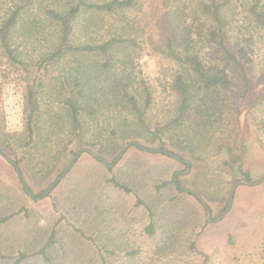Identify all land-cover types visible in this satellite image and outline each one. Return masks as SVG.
I'll use <instances>...</instances> for the list:
<instances>
[{
	"label": "rangeland",
	"instance_id": "1",
	"mask_svg": "<svg viewBox=\"0 0 264 264\" xmlns=\"http://www.w3.org/2000/svg\"><path fill=\"white\" fill-rule=\"evenodd\" d=\"M17 1L0 0V20ZM249 2H234L228 29L233 50L244 49L242 60L250 67L255 83L254 91L243 103L244 121L250 132L243 168L249 174L248 180H256L264 174V29L248 17L245 6ZM51 6L63 10L64 0H32L12 32V46L27 62L38 58L55 37V25L43 12L44 7ZM188 6L190 2H180L171 9L164 8L162 0H137L120 18L117 14L80 13L72 37L75 44L100 43L117 36L134 37L138 47H117L108 67L97 54L67 57L54 66L43 79L39 93L42 140L35 148L18 146L23 129L24 82L20 70L14 69L0 50V148L8 156L9 149L2 147L14 148L19 157L25 155L22 162L28 159L30 170L25 165L23 169L33 191L46 189L75 155L68 161L66 152L59 153L54 163L52 153L61 149L67 138L64 135L69 119L61 103L70 90L82 91L78 103L86 108L81 147L112 162L130 141L158 148L156 141H150V133L136 121L123 91L142 105L144 86H148L153 101L147 121L150 125L162 124L174 114L176 98L170 84L175 72L180 71L188 83V116L164 133L163 149L174 150L185 160L194 157L188 160L190 168L186 170L185 163L167 155L130 146L108 168L83 152L49 194L38 200L24 192L12 166L0 156V218L20 207L28 212L0 223V264H14L19 252L32 254L39 250L59 216L64 219L56 226L55 243L47 251L50 261L32 254L20 264H201L189 250L193 240L207 254V264H264V182L238 185L229 210L218 221H207L197 198L179 191L174 183L155 189L162 181L171 180L175 171H183V187L197 191L210 207V217L216 218L226 207L220 210L221 206L227 205L233 182L245 178L225 163L227 153L222 148V133L228 128L233 110L232 95L206 92L186 68L153 53L149 47V37L161 44L166 28L172 25L178 35L177 52H198L207 66L229 70L220 52L196 35L195 27L202 19H194ZM74 60H79L78 65ZM53 117L58 119L61 131L51 150L49 143L43 142V125ZM111 176L148 203L155 225L153 236L142 233L147 211L135 205L133 194L108 184Z\"/></svg>",
	"mask_w": 264,
	"mask_h": 264
},
{
	"label": "trees",
	"instance_id": "2",
	"mask_svg": "<svg viewBox=\"0 0 264 264\" xmlns=\"http://www.w3.org/2000/svg\"><path fill=\"white\" fill-rule=\"evenodd\" d=\"M235 1L236 0H162L163 7L171 9L180 2H190L191 7H188L191 10L193 18L198 20L200 17L202 19V21L195 27L196 35L202 36L206 44L212 45L216 51L220 52L225 64L229 68L226 72L207 66L198 52H193L191 54H180L177 52L176 45L178 35L175 27L172 25L166 28V35L161 44L153 40L152 37H149V47L153 53L159 54L162 57L172 60L186 68V70H188L187 73L193 76L206 92L216 90L224 93H230L232 95L233 100L231 103L233 105V110L229 115L228 128H226V130L222 133V148H224L227 153V160L225 163L235 172L237 176H243L248 179L249 174L244 170L243 165L248 152L247 143L250 132L244 121L246 108L243 106V103L246 96L254 91L255 83L250 77V67L247 62L242 60L244 57V49L239 47L238 49L233 50L229 37L228 23L230 15L233 14L232 10L233 7H235ZM31 3L32 0H18L13 4V6L4 11L0 20V50L6 61L14 69L20 70L24 82L22 97L23 129L21 132L22 139L18 144V146L24 148H35L38 145V142L42 140V126H40L39 121L42 104L39 99V93L43 84V79L48 76L54 66H57L67 57L81 58L84 55L97 54L104 58L103 65L108 67L112 62L116 50L118 49L117 47L122 45L125 47L124 45L126 44L138 47L134 37L122 38L112 36L100 43L82 44H75L72 40L76 20L80 13L89 11L105 15L117 14V17L120 18L123 17L121 13H124L125 10L133 7L137 3V0H106L102 2H90L88 0H64L63 10H57L52 6L43 8L44 14L49 17L55 25V37L51 41L50 46L48 45V48L43 50L38 58L34 59L32 62H27L16 51V48L12 46L11 35L22 14L27 10V8H29ZM176 9L177 8H174L172 11L175 12ZM245 11L252 22H254L259 28L264 29V0H250V2L245 6ZM74 61L76 62L79 60ZM76 65H78L77 62ZM79 69L80 67L77 66V71H79ZM228 71H230V74H227ZM80 73H83L82 68ZM74 79H76L75 82L77 85L81 84L77 77H74ZM170 88L176 98L174 114L170 120L162 124L155 123L154 125H150L148 123L146 116L153 101L152 92L149 90V87L144 86L145 96L142 105H140L136 98L132 94H129L127 90L123 91V97L125 98L131 112L134 114L136 121L150 133V141H156L158 143V148H164L165 145L162 140V136L166 131L179 126L184 121V119L188 116V109L190 106L188 83L180 71L177 70L175 72ZM81 93V90H78L77 92H72L70 90V92H68L62 99L61 105L67 111L69 124L64 135L67 137V140L64 137L65 140L61 146L62 148L60 147L61 149H57L53 152L51 151L55 154L53 155L54 163L55 161H58V157H56L57 154L66 152L69 161L76 153V149L84 145V126L82 115L86 108L84 109L78 103ZM261 96H264V92ZM53 119L54 120L51 119L48 121V123L46 122V125H43L45 128L44 130L46 131V137L43 138V142H45V145L49 143L51 150L52 145L58 141L59 132L61 131L58 119H55L54 117ZM261 123L264 125V122ZM2 148H4V150L9 149V156H11V158L18 164L23 178L30 190L34 195H40L45 188L39 192H35L26 179L23 165H25L27 170H30V164L28 159L24 161V163L22 162L25 160V155L20 154L19 157L18 152H16L14 148H8L7 146ZM170 151L182 158L180 153L174 150ZM98 153L101 154L99 151ZM161 154L165 155L164 153ZM188 160L192 161L194 160V157L190 156L188 157ZM106 161L110 162L109 159ZM65 165L66 164H64V166ZM52 167H54V165H52ZM184 177L185 176L183 174H178L176 176L177 182L181 186H184L182 183V179ZM107 183L111 184L113 187L125 194H133L135 196V205L143 207L148 214V221L143 227L142 233L146 236H153L155 233V225L153 214L148 203L134 193L128 185L122 183L114 176L108 178ZM169 184H173L172 179L162 181L155 186V189L160 190ZM225 206L226 203L221 206L220 210L224 209ZM20 213H23L25 216L28 214L25 207H20L16 211L2 216L0 218V223L8 221L10 218ZM63 219V216H59L58 221L51 228L46 242L39 250L32 253L33 255H41L46 262L50 261L47 251L55 243L56 226ZM189 250L199 257L201 264H207L208 256L204 251L197 247L196 241H191L189 244ZM32 254L19 252L15 257L14 264H20L21 261Z\"/></svg>",
	"mask_w": 264,
	"mask_h": 264
},
{
	"label": "water",
	"instance_id": "3",
	"mask_svg": "<svg viewBox=\"0 0 264 264\" xmlns=\"http://www.w3.org/2000/svg\"><path fill=\"white\" fill-rule=\"evenodd\" d=\"M130 146H136L144 151H148V152H161L164 153L165 155L169 156L170 158L185 163L186 164V170H189L190 168V162L188 160H185L183 158H181L180 156H178L177 154L163 149V148H148L145 147L144 145H142L141 143L137 142V141H130L128 142L125 146H123V148L118 152V154L116 155L115 159L112 162H107L103 157H101L100 155H98L97 153L93 152L91 149L87 148V147H81L79 148L75 155L73 156V158L70 160V162L66 165V167L63 169V171L56 176V178H54V180L48 185V187L45 189V191L39 195L36 196L33 194V192L30 190V188L28 187L25 179L23 178V175L21 173V170L18 166V164L10 157L8 156L1 148H0V156H2L7 162H9L12 166V168L15 171V174L23 188V190L32 198L34 199H42L44 197H46L49 192L58 184V182L68 173V171L70 170V168L73 166V164L75 163V161L77 160V158L79 157V155L83 152L88 153L91 157H93L95 160H97L98 162L104 164L106 167L110 168L112 167L121 157V155L124 153V151L129 148ZM184 172L182 171H175L174 174L172 175V182L174 183L175 187L177 189H179L182 192H186L189 194L194 195L199 202L203 205L204 210H205V215L207 218V221H218L220 220L224 214L227 213V211L229 210L231 204H232V200H233V196H234V191L235 188L238 185H247V186H257L261 183L264 182V174L262 176H260L258 179L256 180H248L246 178H238L237 180H235L229 190V196H228V202L227 205L225 207V209L222 211V213L217 216L216 218H211L210 214H211V210L210 207L207 205V203L205 202V200L202 198V196L195 190L189 189V188H185L181 185H179V183L177 182L176 176L178 174H183Z\"/></svg>",
	"mask_w": 264,
	"mask_h": 264
}]
</instances>
